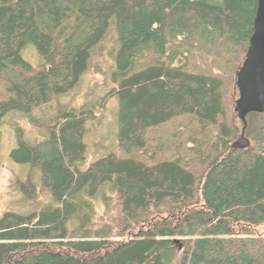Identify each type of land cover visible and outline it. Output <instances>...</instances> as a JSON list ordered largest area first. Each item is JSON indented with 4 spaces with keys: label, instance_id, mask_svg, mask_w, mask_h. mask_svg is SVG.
Instances as JSON below:
<instances>
[{
    "label": "trees",
    "instance_id": "obj_1",
    "mask_svg": "<svg viewBox=\"0 0 264 264\" xmlns=\"http://www.w3.org/2000/svg\"><path fill=\"white\" fill-rule=\"evenodd\" d=\"M256 1L0 0V118L21 111L49 133L10 156L40 168L51 200L0 215V264H264V113L247 144L234 111ZM110 25L103 91L41 123L32 112L78 82ZM113 95L116 153L82 170L88 122Z\"/></svg>",
    "mask_w": 264,
    "mask_h": 264
},
{
    "label": "rangeland",
    "instance_id": "obj_2",
    "mask_svg": "<svg viewBox=\"0 0 264 264\" xmlns=\"http://www.w3.org/2000/svg\"><path fill=\"white\" fill-rule=\"evenodd\" d=\"M107 33L103 41L90 49L87 69L78 82L67 92L59 94L56 99L42 104L32 112L41 123H49L53 119L59 104L78 108L86 102L93 101L103 91V83L110 78L113 70L117 50L112 25L109 26ZM22 57L32 66H37L42 61L32 43L25 46ZM118 110L119 98L118 95H113L107 98L101 111H97L100 116L88 122V133L84 139L86 154L78 164L80 169L84 170L90 162L110 153H116ZM254 119V116L248 115L247 124ZM239 123V128L242 130V123L240 121ZM48 136L49 133L45 128L32 125L26 114L21 111L9 112L0 118V215L6 211L22 214L31 212L39 209L40 203L47 204L51 201L47 191L39 186L40 168L28 163H18L10 156V152L18 147L20 138L27 144L33 145ZM244 138L249 141L246 134ZM245 140H239L240 144L244 145ZM20 184H25L27 190L29 186H34L32 194L35 198L25 201ZM91 203L95 210L94 221L99 222L98 216L104 210L103 203L99 196L92 198Z\"/></svg>",
    "mask_w": 264,
    "mask_h": 264
},
{
    "label": "water",
    "instance_id": "obj_3",
    "mask_svg": "<svg viewBox=\"0 0 264 264\" xmlns=\"http://www.w3.org/2000/svg\"><path fill=\"white\" fill-rule=\"evenodd\" d=\"M238 96L234 111L242 123L243 137L250 113H264V0L256 1L253 32L249 37L245 58L236 72ZM247 144L249 142L247 141ZM243 147L235 141L232 147Z\"/></svg>",
    "mask_w": 264,
    "mask_h": 264
}]
</instances>
